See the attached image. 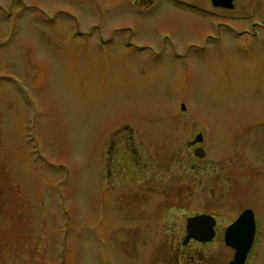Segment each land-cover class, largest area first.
Returning <instances> with one entry per match:
<instances>
[{
  "label": "rangeland",
  "instance_id": "1",
  "mask_svg": "<svg viewBox=\"0 0 264 264\" xmlns=\"http://www.w3.org/2000/svg\"><path fill=\"white\" fill-rule=\"evenodd\" d=\"M253 21L251 43L175 56L206 19L131 0H0V264H184L186 216L222 229L246 206L258 232L245 264H264V0ZM198 129L204 158L179 135ZM156 192L165 200L145 201ZM208 245L228 264L221 234Z\"/></svg>",
  "mask_w": 264,
  "mask_h": 264
},
{
  "label": "flooded vegetation",
  "instance_id": "2",
  "mask_svg": "<svg viewBox=\"0 0 264 264\" xmlns=\"http://www.w3.org/2000/svg\"><path fill=\"white\" fill-rule=\"evenodd\" d=\"M131 1L134 8L139 12H149L157 9L158 7L163 8L167 6V7L183 10L193 18L196 17V18L206 19L208 28H205L201 34L198 35L196 34V37L193 40L189 42L184 41V42H178L176 44L175 43L172 44L171 47H172L173 55L175 56L187 55L188 50L190 48L196 49V51L199 50L201 51L202 49H206V47H210L211 49L215 48L217 54H225L228 52L229 46L234 48L236 47V45H239V43L242 41L251 43V40L255 38V35L257 34V30L255 29L257 23L254 21L251 22V0H214L215 2H222V4H215L213 0H131ZM243 20L246 21L242 22ZM198 41H201V43H198ZM185 45H186L185 48L186 50L182 51ZM181 107L184 109L183 103H181ZM184 126H185V122H183L181 126H179L180 130H182ZM203 131L198 129L194 131L192 134H189L188 136H186V134L183 132L182 133L179 132V135L181 137L182 135L183 136L185 135L184 140L186 141V146L190 151H192V154L194 156H196L194 154V150L198 147L202 148L204 155L199 158H204L205 153L207 152V148L209 147L208 134L204 133ZM198 133H201L200 141L192 143V140L195 138V136ZM205 162L207 163L208 161L205 160ZM205 168H202L201 170ZM183 169L186 168L183 167ZM191 169H194V165L188 164V170L191 171ZM128 170L129 172H135V173L146 172L144 168L140 165L130 166ZM183 172L186 173V170ZM201 174L203 176L199 177V180L201 184H203V188H207L208 185L212 183L214 179L211 177V175L204 174L202 171ZM154 178H158V177H156L155 175L151 177L149 176L147 177L146 182L144 181L139 182V185L138 187H136L137 190L135 192L138 194V189L139 188L143 189L144 184H149L148 179L151 180ZM145 189L147 190L148 187L145 186ZM167 199L168 200H166L165 202H168L170 204L171 199L169 198ZM151 200L152 202L158 203L161 200H165V197L162 195V193L156 192L154 197L153 196L150 198L148 197L145 201H151ZM246 207H243L241 210H239L236 216L229 223H231L239 215V213ZM208 214L212 215L215 219L214 237L211 240L205 242H201L196 239H189V241L185 245H181L180 256L181 258H183L184 264H217L220 260L219 256L214 255L211 252V248L209 247L208 244L209 242L213 241L215 237L219 236V234H221L222 240L224 242V238H223L224 231L229 223H227L221 229L217 224V216L211 213ZM188 216L185 217V222ZM185 222L182 230L183 237L186 234ZM160 231L161 230L157 228L153 229V233L158 235L160 234ZM170 231H171L170 229L162 230V232L166 234L170 233ZM257 232H258V228L255 221V235Z\"/></svg>",
  "mask_w": 264,
  "mask_h": 264
},
{
  "label": "water",
  "instance_id": "3",
  "mask_svg": "<svg viewBox=\"0 0 264 264\" xmlns=\"http://www.w3.org/2000/svg\"><path fill=\"white\" fill-rule=\"evenodd\" d=\"M214 1V0H213ZM222 4V2H215ZM201 139V133H198L192 140V143ZM194 154L202 157L204 152L198 147ZM215 219L208 213H198L186 218V234L182 238L181 244L185 245L189 239H196L201 242L209 241L214 237ZM255 237V219L251 208H244L239 215L229 223L224 231V243L233 249V257L229 264H245L248 253L252 247Z\"/></svg>",
  "mask_w": 264,
  "mask_h": 264
}]
</instances>
